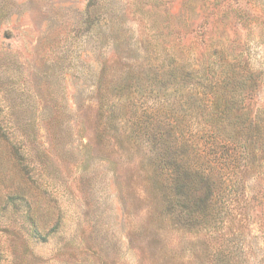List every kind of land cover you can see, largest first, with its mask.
<instances>
[{"label":"rangeland","instance_id":"obj_1","mask_svg":"<svg viewBox=\"0 0 264 264\" xmlns=\"http://www.w3.org/2000/svg\"><path fill=\"white\" fill-rule=\"evenodd\" d=\"M192 33L228 40L264 72V0H0V264H264V207L194 229L141 156L139 141L171 133L170 113L138 131L137 113L165 93L123 90L122 68L178 54ZM126 96L114 132L107 118ZM174 109L186 116L177 99ZM258 173L246 186L264 192Z\"/></svg>","mask_w":264,"mask_h":264},{"label":"trees","instance_id":"obj_2","mask_svg":"<svg viewBox=\"0 0 264 264\" xmlns=\"http://www.w3.org/2000/svg\"><path fill=\"white\" fill-rule=\"evenodd\" d=\"M98 3L91 0L94 8ZM192 37L178 54L128 58L131 61L124 64L119 84L123 90L135 85L139 94L146 85L158 87L159 95L165 93L163 101L144 107L134 119L137 130L146 135L150 128L144 127L145 118L150 116L151 124L158 120L156 115L170 113V134L159 132L139 141L150 146L141 155L143 162L152 168L159 191L179 217L194 229L215 233L229 223L227 218L235 220L231 217L237 209L245 210L251 220L250 204L264 207V192L246 186L248 173L258 170L255 180L264 174V72L255 69L246 50L231 49L228 40H198L193 33ZM176 99L185 108L184 118L176 115ZM127 100L128 96L122 98L107 118L114 132L123 130ZM133 135L138 138L135 133L126 138L131 140ZM187 179L195 184L192 199ZM242 183L245 192L240 190ZM257 225L260 234L254 239L264 262V219Z\"/></svg>","mask_w":264,"mask_h":264}]
</instances>
